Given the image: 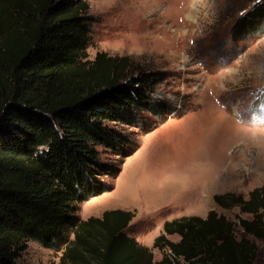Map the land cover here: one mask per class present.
I'll return each mask as SVG.
<instances>
[{
	"label": "trees",
	"instance_id": "16d2710c",
	"mask_svg": "<svg viewBox=\"0 0 264 264\" xmlns=\"http://www.w3.org/2000/svg\"><path fill=\"white\" fill-rule=\"evenodd\" d=\"M257 3L248 23L264 18ZM88 12L87 0H0V264H19L28 241L52 247L67 231L58 264H264V185L246 198L212 197L237 208V222L214 211L165 221L152 245L158 261L124 232L134 212L76 217L135 151L128 129L162 107L150 96L158 79L132 57L88 58Z\"/></svg>",
	"mask_w": 264,
	"mask_h": 264
},
{
	"label": "rangeland",
	"instance_id": "374dc122",
	"mask_svg": "<svg viewBox=\"0 0 264 264\" xmlns=\"http://www.w3.org/2000/svg\"><path fill=\"white\" fill-rule=\"evenodd\" d=\"M257 1L264 2L87 0L88 58L132 57L158 79L150 96L162 107L157 116L144 111V123L128 129L135 151L115 178H104L110 190L79 205V220L134 212L124 232L154 261L162 256L152 245L165 221L214 211L237 222L239 210L221 209L212 197L246 198L264 185V18L246 19ZM235 233L242 235L239 227ZM72 236L67 231L52 247L28 241L18 263L58 264ZM257 244L264 257V241Z\"/></svg>",
	"mask_w": 264,
	"mask_h": 264
},
{
	"label": "snow or ice",
	"instance_id": "6c2138e0",
	"mask_svg": "<svg viewBox=\"0 0 264 264\" xmlns=\"http://www.w3.org/2000/svg\"><path fill=\"white\" fill-rule=\"evenodd\" d=\"M262 95H264V93H261Z\"/></svg>",
	"mask_w": 264,
	"mask_h": 264
}]
</instances>
